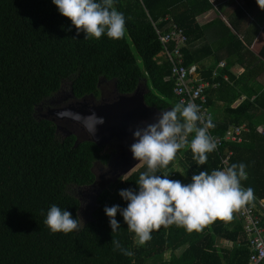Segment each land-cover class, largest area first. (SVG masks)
Instances as JSON below:
<instances>
[{
    "label": "trees",
    "instance_id": "1",
    "mask_svg": "<svg viewBox=\"0 0 264 264\" xmlns=\"http://www.w3.org/2000/svg\"><path fill=\"white\" fill-rule=\"evenodd\" d=\"M114 7L125 17L124 37L113 40L105 34L85 39L86 34L77 33L52 0H0V264H249L250 248L237 212L230 222L216 220L201 231L161 226L142 246L117 212L120 229L112 232L104 209L127 207L128 201L118 193L139 191V175L146 170L143 164L124 180L97 183L101 189L97 204L79 231L52 233L44 224L53 204L80 218L81 196L74 191L86 192L97 182L94 167L98 163L107 167L119 144L113 143L114 152H105V146L83 141L81 133L62 138L38 109H44V103L64 86L75 99L91 100L93 95L112 101L141 85L146 86L147 105L170 110L180 98L175 81L166 78L170 62L161 53L164 43L158 31L167 32L172 24L188 40L181 44L175 39L165 45L170 51L181 45L187 66L214 58L202 70L210 83L209 110L215 93L227 100L226 119L219 123L212 119V136L223 139L232 126L242 124L249 132L240 143L223 141L219 151L208 153L204 165L197 164L190 147L181 149L157 175L168 174L169 179L189 184L200 171L220 170L221 157L230 150V166L247 165L248 178L241 185L254 190L250 203L264 200V133L256 132L257 127L264 128L258 126L264 118V86L256 82L264 71V42L257 53L249 49V42L243 46L238 61L244 71L237 76L228 72L233 59L227 56V65L220 67L222 73L228 72L226 80L215 70L219 62L215 64V25L225 29L230 43L239 48L242 43L215 10V0H114ZM210 13L216 18L205 21ZM230 24L236 30L234 22ZM261 31L264 35V25ZM226 43L225 38L220 45ZM241 96L244 99L231 106ZM257 207L264 220V209ZM112 240L133 255L114 251Z\"/></svg>",
    "mask_w": 264,
    "mask_h": 264
},
{
    "label": "clouds",
    "instance_id": "2",
    "mask_svg": "<svg viewBox=\"0 0 264 264\" xmlns=\"http://www.w3.org/2000/svg\"><path fill=\"white\" fill-rule=\"evenodd\" d=\"M52 3L71 21L77 33L83 31L86 34L85 39H99L106 34L110 39L119 40L125 35V17L114 7V0H52ZM256 3L264 10V0H256ZM90 118L94 123L86 130L92 135L95 125L102 124L103 118L94 114ZM214 127L211 115L205 118L197 104L187 102L175 104L170 110L163 111L155 123L133 132L136 142L130 146V151L135 160L146 165V170L139 175L138 192L132 189L119 191L120 197L128 201L126 208L121 209L119 205L105 207L112 232L120 229L115 219L119 212L127 230L134 233L142 246L161 226L175 224L192 232L201 231L216 220L230 222L234 212L254 199V190L241 185V181L248 178L244 163H234L210 174L200 171L186 185L169 179L168 174L157 175L176 158L179 150L186 147H190L198 165L206 164L208 153L217 148L209 135V129ZM190 134L194 136L189 142ZM44 224L52 233L64 234L77 232L85 226L81 218H73L69 211L61 210L55 204L47 211ZM111 242L114 251L133 255L122 248L118 240Z\"/></svg>",
    "mask_w": 264,
    "mask_h": 264
},
{
    "label": "water",
    "instance_id": "3",
    "mask_svg": "<svg viewBox=\"0 0 264 264\" xmlns=\"http://www.w3.org/2000/svg\"><path fill=\"white\" fill-rule=\"evenodd\" d=\"M146 91V86L139 85L134 93L130 95L119 94L112 101H107L102 96L97 99L91 95V100L84 97L82 101H75L65 107L50 111L58 119H66L79 125L86 133V138L83 141L92 142L99 148L111 143L119 144L116 159L108 162L106 171L100 178L97 177V182L86 188L87 190L93 189L91 211L97 204V198L101 193V189L97 185L99 181L115 183L124 180L142 164L133 158L130 151V146L136 142L133 132L137 128H144L155 123L159 115L165 111L147 105ZM70 95L73 96L72 92ZM93 114L95 117L103 118V123L96 124L95 133L90 135L86 129L94 123L90 118ZM43 118L47 119L46 116ZM47 120L55 123L54 119ZM78 145L79 139H76L74 146ZM81 202L83 205L82 199ZM90 215L92 216V214Z\"/></svg>",
    "mask_w": 264,
    "mask_h": 264
},
{
    "label": "built area",
    "instance_id": "4",
    "mask_svg": "<svg viewBox=\"0 0 264 264\" xmlns=\"http://www.w3.org/2000/svg\"><path fill=\"white\" fill-rule=\"evenodd\" d=\"M159 39L164 43L162 55L170 62V75L167 78H172L175 81V94L180 98V103L194 102L200 107V112L205 118L212 113L208 106V90L210 83L205 80L204 77L198 71V66L194 63L187 66L184 63V53L181 50V45L173 47L170 51L166 47V43L169 41L178 39L181 44L186 43L188 38L183 33L182 29H179L176 24H172L169 31L161 33L158 31ZM225 62H220L219 66H224ZM216 73V71L214 70ZM215 87V86H214ZM215 125V124H214ZM249 132V128L246 124L232 126L228 130L223 139L212 136L211 129H209V135L215 140L217 144L216 151H219L222 147L223 141L240 143L243 141L245 134ZM257 133H264V128L257 127ZM233 156V152L226 150L221 157V169H226L230 166V159ZM264 209V200L257 202L256 205L250 202L242 207L237 212V215L241 219L242 228L247 236V241L250 248L249 264H262L264 263V225L262 217L258 214V210L255 207ZM257 207V208H258ZM259 209V210H260Z\"/></svg>",
    "mask_w": 264,
    "mask_h": 264
},
{
    "label": "crops",
    "instance_id": "5",
    "mask_svg": "<svg viewBox=\"0 0 264 264\" xmlns=\"http://www.w3.org/2000/svg\"><path fill=\"white\" fill-rule=\"evenodd\" d=\"M215 10L218 12L222 20L225 22V25L228 26L235 35L237 40L241 41V47L239 48L237 43H230L228 33L225 31L223 27L220 25H215V70L221 72L224 70L219 66L220 62H225L227 65V56L232 61V65L227 66V70L230 73H234L239 75L244 71V67L238 61L244 52L243 46L249 42L248 45L249 49L254 53H257L259 49L262 48L264 42V35L262 34V27L264 25V10L260 9L256 3V0H215ZM213 14V13H212ZM207 15L205 21H209L212 18H216V14ZM212 15V16H211ZM230 22H234V27L236 30L231 26ZM222 36V38H220ZM227 39L226 45H220L223 39ZM235 46V47H234ZM222 57L221 60H216L218 57ZM214 61L213 57H208L201 62L195 63L198 66V71L202 75V70L206 66L212 65ZM264 61V59H262ZM255 63V62H254ZM225 67V66H224ZM228 72H223L222 74L228 80ZM256 82L260 84V86H264V71L256 78ZM259 90V89H258ZM244 99L241 96L236 103L232 104L231 106L237 105ZM225 100L223 99V95L219 92L215 93V102L212 105L215 108V119L212 116L214 122L219 123L226 119L225 116ZM261 122L258 126L264 127V118H260ZM237 220V219H236ZM235 221V220H234Z\"/></svg>",
    "mask_w": 264,
    "mask_h": 264
},
{
    "label": "flooded vegetation",
    "instance_id": "6",
    "mask_svg": "<svg viewBox=\"0 0 264 264\" xmlns=\"http://www.w3.org/2000/svg\"><path fill=\"white\" fill-rule=\"evenodd\" d=\"M65 92H64V89L61 88L56 94H54V96L51 99L46 101L44 103V109H41V108L38 109L39 116L42 118L44 116H46V118L50 119V120L54 119L55 120L54 124L57 126L56 134H58V136H60L59 132H61L62 134L60 137H62V138H64V136L70 135L71 133H84L83 136L85 137L86 133L79 125H76V123L68 121L66 119H58L55 115H52L50 113V111H53L54 109L65 107L70 103H73L75 101H82V99H83V98L82 99H75L73 96H71L69 94V92H66V93ZM58 95L60 97H58ZM109 101H111V100H109ZM60 124H65L66 126L71 128V130L68 132L65 131L64 128L60 126ZM113 158H115V156ZM112 160H114V159H112ZM99 169H104L106 171V167H104V166L99 168ZM93 171H94V169H93ZM82 207H83V205H82ZM81 210H82V208H81Z\"/></svg>",
    "mask_w": 264,
    "mask_h": 264
},
{
    "label": "rangeland",
    "instance_id": "7",
    "mask_svg": "<svg viewBox=\"0 0 264 264\" xmlns=\"http://www.w3.org/2000/svg\"><path fill=\"white\" fill-rule=\"evenodd\" d=\"M68 92L66 86H64V92ZM65 92V93H66ZM58 97H60L58 95ZM57 98V97H56ZM211 112L213 114V117L215 119V108H211ZM61 127L64 128L65 131H70L71 128H69L68 126H66L65 124H60ZM61 132H59V135L61 136ZM81 135H84V133H81ZM84 137V136H82ZM86 136L83 138L85 139ZM114 145H109L107 147L104 148L105 152H114ZM116 159V157L114 158V160ZM101 168V166L99 165V163L94 167V172L96 173V176L100 178V176H102V174L105 172L104 169H99ZM139 168V167H138ZM75 194H78L79 196H81V199L83 201V207L80 213V218L83 220V222L88 219L89 216V211L92 208V194H93V189L91 190H86V192L84 191L83 193L81 192V190H75L74 191ZM135 240L138 242V239L135 238ZM167 255V254H166ZM168 257V256H167Z\"/></svg>",
    "mask_w": 264,
    "mask_h": 264
}]
</instances>
